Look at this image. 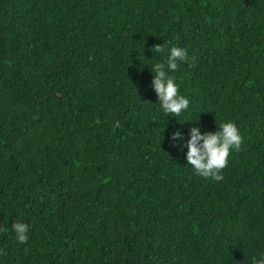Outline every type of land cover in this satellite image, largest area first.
I'll use <instances>...</instances> for the list:
<instances>
[{
	"label": "trees",
	"instance_id": "16d2710c",
	"mask_svg": "<svg viewBox=\"0 0 264 264\" xmlns=\"http://www.w3.org/2000/svg\"><path fill=\"white\" fill-rule=\"evenodd\" d=\"M159 44L188 54L171 73L190 101L179 116L150 87ZM227 121L242 140L223 179L196 174L170 134ZM259 253L264 0H0V264H250Z\"/></svg>",
	"mask_w": 264,
	"mask_h": 264
},
{
	"label": "clouds",
	"instance_id": "9594fccd",
	"mask_svg": "<svg viewBox=\"0 0 264 264\" xmlns=\"http://www.w3.org/2000/svg\"><path fill=\"white\" fill-rule=\"evenodd\" d=\"M157 53H165L162 44L154 46ZM164 62L154 63L149 70L152 79L150 87L154 91L159 102L160 109L165 115L179 116L189 109V99L180 94L175 77L171 73L176 72L180 63L187 60V51L178 46H172L166 51ZM154 73V75H153ZM198 123L191 127L185 134L177 129L170 134L173 147L183 151L186 164L190 165L194 172L202 177L211 178L214 181L223 179L222 170L228 164L230 151L239 148L241 135L239 129L232 121L221 122L215 132L201 131ZM12 231L18 243L24 244L28 240L29 225L24 222H15L11 225ZM250 264H264V253L250 257Z\"/></svg>",
	"mask_w": 264,
	"mask_h": 264
}]
</instances>
